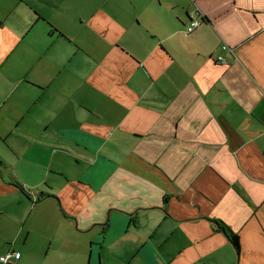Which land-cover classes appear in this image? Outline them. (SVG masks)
Returning <instances> with one entry per match:
<instances>
[{
	"label": "crops",
	"instance_id": "crops-1",
	"mask_svg": "<svg viewBox=\"0 0 264 264\" xmlns=\"http://www.w3.org/2000/svg\"><path fill=\"white\" fill-rule=\"evenodd\" d=\"M0 264H264V0H0Z\"/></svg>",
	"mask_w": 264,
	"mask_h": 264
},
{
	"label": "trees",
	"instance_id": "trees-1",
	"mask_svg": "<svg viewBox=\"0 0 264 264\" xmlns=\"http://www.w3.org/2000/svg\"><path fill=\"white\" fill-rule=\"evenodd\" d=\"M19 188L24 189L23 185L20 183L16 184ZM217 225V228L221 231H223L226 236L229 238L231 243L233 244L235 250L240 255L241 252V243H240V237L238 233L234 232L225 222L222 220H215L214 221Z\"/></svg>",
	"mask_w": 264,
	"mask_h": 264
},
{
	"label": "built area",
	"instance_id": "built-area-1",
	"mask_svg": "<svg viewBox=\"0 0 264 264\" xmlns=\"http://www.w3.org/2000/svg\"><path fill=\"white\" fill-rule=\"evenodd\" d=\"M201 25V20L198 19H191L189 25L187 26V31L190 33L193 30H195L196 28H198ZM223 48H227V46H223ZM220 60H222V62H225V60L220 57ZM12 255V253H8L6 254V256H4L2 259L7 262L8 259L10 258V256ZM14 257L15 258H19L20 257V253L19 252H15L14 253Z\"/></svg>",
	"mask_w": 264,
	"mask_h": 264
}]
</instances>
